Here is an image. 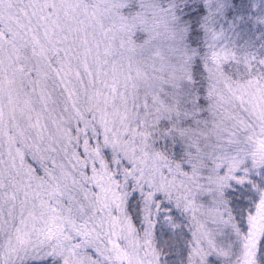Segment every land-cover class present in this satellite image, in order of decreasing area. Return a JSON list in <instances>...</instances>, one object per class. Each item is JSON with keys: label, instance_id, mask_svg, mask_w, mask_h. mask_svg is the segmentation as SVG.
Returning a JSON list of instances; mask_svg holds the SVG:
<instances>
[{"label": "rangeland", "instance_id": "1", "mask_svg": "<svg viewBox=\"0 0 264 264\" xmlns=\"http://www.w3.org/2000/svg\"><path fill=\"white\" fill-rule=\"evenodd\" d=\"M195 1L201 51L173 0H0V264H164L157 213L196 263L264 264V188L226 199L264 171V0Z\"/></svg>", "mask_w": 264, "mask_h": 264}, {"label": "trees", "instance_id": "2", "mask_svg": "<svg viewBox=\"0 0 264 264\" xmlns=\"http://www.w3.org/2000/svg\"><path fill=\"white\" fill-rule=\"evenodd\" d=\"M176 4V11L178 17L187 23L188 32L187 39L188 42L196 47L198 51L202 49V39H201V25L200 16L203 11V7L200 2L195 0H173ZM191 79L193 81V88L196 91L198 101H203L205 94V70L204 62L201 57H196L191 65ZM164 144L163 146H167ZM172 149H175L173 146ZM108 165H112L111 163ZM256 172L250 173L249 180L245 184L253 189V195L255 200H250L252 194L246 196L244 193L240 192V187L238 190L235 188L226 192V199L231 203V206H235V210L238 207L253 210L257 200L260 198L259 193L264 188L263 180L260 174L264 171L260 168L255 170ZM122 175L119 172H114V179L120 180ZM251 181V182H250ZM260 186V187H259ZM233 187V186H232ZM250 187H243L241 191L246 192ZM262 194V193H261ZM126 201V212L131 216L133 222L137 225L141 223L142 216H140L139 203L141 200L135 195H128ZM237 205V206H236ZM236 212L241 213L236 210ZM130 218V219H131ZM189 213H157L156 216L152 217V241L155 243L158 251H161L164 264H224V262L217 260L214 256H209L200 263H196L191 254V243L190 241V231H189ZM237 223L236 219H234ZM239 224H241L239 222ZM243 229H245L243 227ZM243 231V230H242ZM260 243V242H259ZM10 264H61L55 259H40L32 262H16L12 261Z\"/></svg>", "mask_w": 264, "mask_h": 264}]
</instances>
